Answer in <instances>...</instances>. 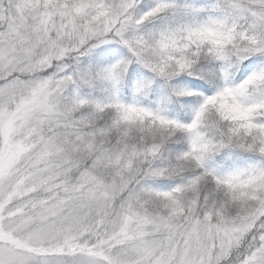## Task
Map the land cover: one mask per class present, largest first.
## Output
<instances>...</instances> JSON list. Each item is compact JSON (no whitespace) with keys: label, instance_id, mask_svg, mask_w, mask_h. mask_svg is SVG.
Instances as JSON below:
<instances>
[{"label":"snow or ice","instance_id":"snow-or-ice-1","mask_svg":"<svg viewBox=\"0 0 264 264\" xmlns=\"http://www.w3.org/2000/svg\"><path fill=\"white\" fill-rule=\"evenodd\" d=\"M0 264H264V0H0Z\"/></svg>","mask_w":264,"mask_h":264}]
</instances>
